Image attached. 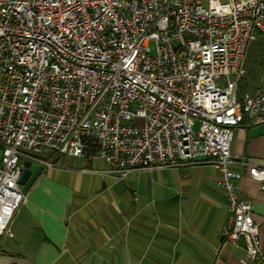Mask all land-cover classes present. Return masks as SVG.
Instances as JSON below:
<instances>
[{
	"label": "built area",
	"instance_id": "built-area-1",
	"mask_svg": "<svg viewBox=\"0 0 264 264\" xmlns=\"http://www.w3.org/2000/svg\"><path fill=\"white\" fill-rule=\"evenodd\" d=\"M257 42L264 0H0V240L27 199L24 160L100 158L118 179L213 163L225 241L264 264L241 197L246 170L264 190V165L231 153L237 127L264 125V76L241 88Z\"/></svg>",
	"mask_w": 264,
	"mask_h": 264
},
{
	"label": "crops",
	"instance_id": "crops-1",
	"mask_svg": "<svg viewBox=\"0 0 264 264\" xmlns=\"http://www.w3.org/2000/svg\"><path fill=\"white\" fill-rule=\"evenodd\" d=\"M232 156L264 165V125L243 122ZM100 158L61 156L32 164L14 237L0 240V264H261L245 242L225 241L231 213L213 163L133 170L118 179ZM22 187V186H21ZM264 251V190L243 172Z\"/></svg>",
	"mask_w": 264,
	"mask_h": 264
},
{
	"label": "rangeland",
	"instance_id": "rangeland-1",
	"mask_svg": "<svg viewBox=\"0 0 264 264\" xmlns=\"http://www.w3.org/2000/svg\"><path fill=\"white\" fill-rule=\"evenodd\" d=\"M152 49L154 50V43L151 44ZM254 52L251 53V56L248 60L247 64V74L245 78L242 81L243 90L249 89L252 90L254 83L257 80L261 79V76H264L263 74V66L262 61L264 58V46L260 44V42H257L253 45ZM263 86H264V79H263ZM199 123L196 124L195 130L198 129ZM39 156H42V153H35ZM0 157H1V151H0ZM89 159V158H88ZM92 160V158L90 159ZM22 188L25 185H21Z\"/></svg>",
	"mask_w": 264,
	"mask_h": 264
},
{
	"label": "water",
	"instance_id": "water-1",
	"mask_svg": "<svg viewBox=\"0 0 264 264\" xmlns=\"http://www.w3.org/2000/svg\"><path fill=\"white\" fill-rule=\"evenodd\" d=\"M23 164H24L23 171L19 179L20 185H26L30 177L32 176V164H33L32 161L24 160Z\"/></svg>",
	"mask_w": 264,
	"mask_h": 264
},
{
	"label": "trees",
	"instance_id": "trees-1",
	"mask_svg": "<svg viewBox=\"0 0 264 264\" xmlns=\"http://www.w3.org/2000/svg\"><path fill=\"white\" fill-rule=\"evenodd\" d=\"M252 52H254V50H252ZM251 52V53H252ZM251 53H250V55H249V58H250V56H251ZM262 66H263V61H262ZM242 89H243V86L241 87Z\"/></svg>",
	"mask_w": 264,
	"mask_h": 264
}]
</instances>
